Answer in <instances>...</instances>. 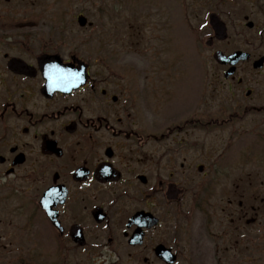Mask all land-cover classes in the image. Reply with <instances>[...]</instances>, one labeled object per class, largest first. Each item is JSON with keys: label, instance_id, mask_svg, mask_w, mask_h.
I'll return each instance as SVG.
<instances>
[{"label": "flooded vegetation", "instance_id": "1", "mask_svg": "<svg viewBox=\"0 0 264 264\" xmlns=\"http://www.w3.org/2000/svg\"><path fill=\"white\" fill-rule=\"evenodd\" d=\"M113 1L115 7L156 1L153 12L168 21L145 38L166 45L171 42L166 30L171 28L175 3L183 17L197 18L206 10L218 12L222 2L166 0L161 6V0ZM74 5L75 0H68L70 7L59 12L77 18L80 13ZM201 23L193 27L197 34L205 28ZM104 27L88 28L90 41L85 44H96L97 51L83 57L78 46L67 48L52 37L48 42L29 35L15 40L12 33L23 34L28 27L0 24V258L8 259L0 264L30 263L31 224L38 222L44 226L38 228L39 236L48 231L61 246L71 242L73 231L82 235L90 248L78 264H139V248L128 241L143 214L158 220L151 231L157 238L154 246L170 247L178 241V235L169 232L173 209L183 207L185 199L200 203L188 208L200 211L204 220L199 236L203 264H228L239 241L225 231H212L217 211L210 202L228 171L207 163L201 133L206 106L178 111L181 122L160 133L152 120V105L144 103V88L151 84L145 83L147 76L138 61L143 29L120 26L128 29L123 33L118 26L111 25L106 32ZM244 28V23L235 26L237 36L244 37ZM95 32H104L102 42L95 39ZM197 40L201 45L204 38L198 34ZM250 56L245 64L258 58ZM218 68L221 73L226 70ZM79 76L84 83L68 89L69 81ZM225 82H235L236 88L243 84L238 76ZM186 111L193 114L187 117ZM252 112L264 116V107L245 106L240 118ZM237 117L229 114L227 119ZM224 197L220 213L228 216L231 226H254L256 222L247 224L260 215L261 205H255L254 197L236 206L234 193L225 192ZM49 215L60 228L52 226Z\"/></svg>", "mask_w": 264, "mask_h": 264}, {"label": "rangeland", "instance_id": "2", "mask_svg": "<svg viewBox=\"0 0 264 264\" xmlns=\"http://www.w3.org/2000/svg\"><path fill=\"white\" fill-rule=\"evenodd\" d=\"M62 1L66 2L0 0V23H5L3 20L6 19L17 28L29 25L28 28L22 29L23 34L18 31L12 33L16 36L15 40H24L17 36L29 35L32 39L48 42L52 37L58 44H67V48L78 46L83 57H88L89 53L96 55V44H85L90 41V36H87L89 31L77 26L76 15L66 17L59 12L67 8L64 3H62L64 7L60 5ZM203 1L210 3L207 0ZM166 2L161 0V6ZM152 3L155 5L157 2H139L141 5H136L133 1L134 6L126 4L115 7L113 0H75V6L72 8L78 9L76 11L85 16L89 23L105 26L103 28L105 32L111 25L118 26V30L123 33L128 29L120 26H133L132 31H136L137 26L143 29L142 53L138 61L142 63V70L147 76L145 83L152 86L144 88V103L152 105L154 111L152 120L157 124L160 133L181 122L177 115L178 111L196 104L203 103L206 106L202 126L204 131L201 130V133L206 142L207 163L215 162L219 168L228 171V175L222 181V188L216 190V196L210 202L217 211L212 231H225L229 238H237L239 241L237 252L230 255L228 264H264V116L249 113L233 122L215 123L218 119L222 120L226 114H237L240 117L243 108L248 104L255 107L264 105V73L254 74L245 67L239 68L238 74L252 91L250 100L246 102V91L241 88L239 90L230 88L229 84L222 81L221 74L216 79L222 82V86L214 81L218 68L211 59L213 49L216 48L223 52L241 49L264 55V36L259 38L257 33L258 27L260 30L264 27V0L221 2L217 6L219 7L217 13L226 24L229 37L224 43L214 44L213 48H208L204 43L200 45L197 40L198 34L206 41L212 35L207 24L209 12H204L205 14L202 12L197 18L183 17L179 12L178 3H175V11L170 17L171 28L169 31L166 30L171 42L166 45L151 38L146 39L154 27L157 25L166 27L168 21L167 17L160 16V13L156 16ZM245 17L252 21L257 29L255 28L256 31L245 29L244 37H239L235 26L241 24ZM12 20L20 22L16 25ZM202 21L206 28L197 34L193 27ZM166 32L162 35L166 36ZM95 34L96 40L104 39V32ZM169 65H172V69L168 68ZM164 68L165 71L162 73ZM222 112L224 114H221ZM185 113L187 117L193 114L188 111ZM228 144L236 148L226 154L227 158L232 159L229 162L224 159L222 151ZM215 159L216 161H213ZM232 168L237 170L231 173ZM225 192L228 195L234 193L235 206L239 201L245 204L247 197H254L257 200L255 205H261V208L258 222L254 226H246L243 223L231 226L228 216L221 215L220 210L226 205ZM260 200H263V203L260 204ZM198 203L197 201L190 203L185 199L183 207L173 209V223L169 232H175L178 241L169 244L178 254L176 264H203L199 236L204 231V220L200 211L188 208L189 205L195 206ZM189 210L192 212L188 213ZM235 226L241 230L234 232ZM42 227L44 226L40 222L31 224L30 264H78L85 252L75 250L69 242H63L64 249L59 250L57 248L60 245L59 241L50 240L52 239L50 234H48L50 239L47 240L50 241V246L41 249L38 228L41 230ZM46 235L47 232L44 233V239ZM155 235L150 233L143 249L138 250L141 254L140 259L138 258L141 264L144 258L151 264H160L151 250V246L157 241ZM128 252L129 250H126L124 254ZM7 260L0 258L2 262Z\"/></svg>", "mask_w": 264, "mask_h": 264}, {"label": "water", "instance_id": "3", "mask_svg": "<svg viewBox=\"0 0 264 264\" xmlns=\"http://www.w3.org/2000/svg\"><path fill=\"white\" fill-rule=\"evenodd\" d=\"M85 24V19L82 17H79V25L84 26ZM211 25L214 29L215 36L219 40H224L226 38V33H225V27L224 25L218 21V19L215 16L211 17ZM252 26V24H250ZM214 57L217 59L218 62L220 63H230L232 66H234L238 60L240 59H246L247 56L243 55L241 53H236L231 57L225 58L221 53H216ZM263 59L259 60L257 63L254 64V68H260L262 66ZM234 72V69H231L230 72L226 74V77L231 75ZM250 92H248L249 95ZM142 235L136 236V240L133 243H140ZM156 255L160 256L161 258H166V262L172 263L174 261V257L170 255V252L166 249H164L162 246H159L155 249ZM171 256V257H170Z\"/></svg>", "mask_w": 264, "mask_h": 264}, {"label": "bare ground", "instance_id": "4", "mask_svg": "<svg viewBox=\"0 0 264 264\" xmlns=\"http://www.w3.org/2000/svg\"><path fill=\"white\" fill-rule=\"evenodd\" d=\"M43 236H44V235H42L41 245H42V247L47 248V247H49L50 245L48 244L46 238H45V239L43 238Z\"/></svg>", "mask_w": 264, "mask_h": 264}, {"label": "snow or ice", "instance_id": "5", "mask_svg": "<svg viewBox=\"0 0 264 264\" xmlns=\"http://www.w3.org/2000/svg\"><path fill=\"white\" fill-rule=\"evenodd\" d=\"M45 74H46V75H49L50 78H51V76H52V73H50V72H46Z\"/></svg>", "mask_w": 264, "mask_h": 264}]
</instances>
